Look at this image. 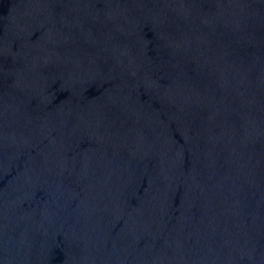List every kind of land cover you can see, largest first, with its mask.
<instances>
[{
    "label": "water",
    "instance_id": "obj_1",
    "mask_svg": "<svg viewBox=\"0 0 264 264\" xmlns=\"http://www.w3.org/2000/svg\"><path fill=\"white\" fill-rule=\"evenodd\" d=\"M0 264H264V0H0Z\"/></svg>",
    "mask_w": 264,
    "mask_h": 264
}]
</instances>
